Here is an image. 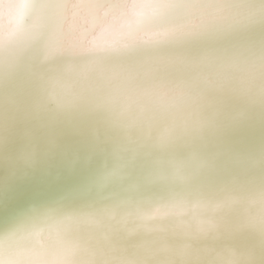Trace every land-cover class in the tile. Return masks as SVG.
Segmentation results:
<instances>
[{"label": "clouds", "instance_id": "1", "mask_svg": "<svg viewBox=\"0 0 264 264\" xmlns=\"http://www.w3.org/2000/svg\"><path fill=\"white\" fill-rule=\"evenodd\" d=\"M0 264H264V0H0Z\"/></svg>", "mask_w": 264, "mask_h": 264}]
</instances>
